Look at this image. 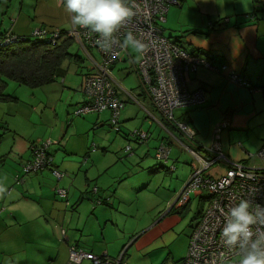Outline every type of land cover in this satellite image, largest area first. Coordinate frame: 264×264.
<instances>
[{"label":"crops","instance_id":"0c3cea01","mask_svg":"<svg viewBox=\"0 0 264 264\" xmlns=\"http://www.w3.org/2000/svg\"><path fill=\"white\" fill-rule=\"evenodd\" d=\"M0 1V4H4L3 0ZM14 1L9 0L2 8L0 33L9 31L25 35L28 33L27 26L20 22L24 20L27 23L30 17L21 10L25 5L20 2L15 4ZM38 3L42 4V8L35 11L34 18L39 19L45 29L56 28V23L47 20L52 18L47 0H35V4ZM56 4L64 8L63 0H56ZM254 4V0H180V5L167 11L166 17L171 16L173 28L162 27L168 30L166 35L163 34L184 50L212 52V64L218 68L224 66L218 71L200 66L195 72H185L188 90L202 89L205 100L199 105L177 109V120L186 122L195 132V141L206 147L211 144L214 126L226 120L228 125L220 134L221 149L229 160L242 162L246 166L253 157L248 155L249 152L258 151L264 143V11L258 10ZM15 5L19 6L18 10H14ZM11 8L12 12L8 15ZM64 10L67 12L66 8ZM251 13L254 14L252 18L245 16ZM6 19L10 22L8 26L3 25ZM127 60L130 65L126 67L123 64L119 69L124 76L133 73L138 89L134 94L123 88L116 79L120 85L118 96L124 103L119 117L121 124L131 129L138 123V120L130 121L139 116L137 109L125 107L130 100L143 111L149 124H159L164 120L140 82L134 68L136 62L128 56ZM231 71L247 80L255 89L249 90L229 80L227 74ZM37 109V106H33L32 111L36 112ZM52 110L58 116L56 109ZM44 115L42 112L39 117L44 120L51 138L55 136L56 123L54 121V127L48 126ZM92 116L96 123L102 122L100 114ZM30 118L27 117V122L17 121L15 127H10L6 119L0 118V140L7 141L5 146L0 147V152H3L0 154V264H68L71 247L109 258L123 253L125 264H176L184 257L193 225L181 230L182 233H176L175 239L165 221L177 218L179 211L189 205L192 194L199 202H207L208 196L204 191L190 193L185 204L178 206L175 199L188 179L180 189L174 183V193L167 197L172 205L165 213L143 219L138 212L135 219L129 218L134 215L128 211L126 190L136 191L145 186L147 176L159 172L156 170L159 164L151 160H113L112 163L100 165L92 160L90 168L82 176L74 174L72 164L76 160L55 154L56 150L66 154L77 152V148L70 144L71 136L75 133H68L70 131L63 129V125L57 137H53L57 142L53 146V166L65 175L57 180L51 169L46 168L24 175L23 181L17 183L15 176L22 174V165L31 157L30 147L37 145L41 138L35 130L26 126L35 128L36 124L30 123ZM166 124L171 131L162 126L160 128L168 133L169 144L173 146L174 135H179L174 127ZM122 134L126 136L127 132ZM88 162L83 160L82 163L87 165ZM118 162L119 168H114L118 171L108 173L109 167ZM164 164L162 166L167 167L168 163ZM78 165L77 171L82 170L80 163ZM223 168L225 172L226 166L223 165ZM57 188L67 190L66 200L57 195ZM98 200L101 202L98 203ZM61 230H64V235ZM179 239L180 244L176 242ZM135 254L139 255L138 259H135ZM79 264L92 262L83 259Z\"/></svg>","mask_w":264,"mask_h":264},{"label":"built area","instance_id":"2783aa9c","mask_svg":"<svg viewBox=\"0 0 264 264\" xmlns=\"http://www.w3.org/2000/svg\"><path fill=\"white\" fill-rule=\"evenodd\" d=\"M254 2L264 10V0H254ZM129 3L135 4L142 11L117 33L118 43L110 52L105 53L100 49L95 43L98 35L90 33L87 29L73 28L70 33H64L58 29L48 30L39 27L31 32V36L47 37L52 43H56L62 36H67L78 42L79 48L90 60L91 68L84 77L83 83L87 101L78 107L74 114L80 116L108 110L110 125L116 131L124 103L118 96L120 85L114 80L112 66L123 60L124 56L131 58L128 50L119 45V41L129 29L135 30L139 38L151 41L150 51L141 62L135 63V71L153 106L163 120L177 131L179 136L174 135V141L191 157L190 176L178 195L177 205H184L190 193L193 192L204 191L208 196L207 207L191 230L187 253L179 264H237L239 250L229 248L224 243L222 236L224 217L220 209L227 210L235 206L240 199H249L253 207L264 206V167L257 169L250 168L242 162L234 163L223 153L220 146V134L228 125L226 120L214 126L211 144L207 147H199L200 145L194 139V130L186 122L177 120L175 116L177 109L199 105L205 100L202 89L188 90L184 78L185 72H195L200 66L218 71L224 66L218 68L212 64V52H188L176 41L170 40L163 34L162 23L166 21L168 8L170 5H180V0H129ZM144 10H147L146 16L143 14ZM225 20L228 21V19ZM16 37L7 32L3 37V44L13 42ZM90 50L97 53L98 60L93 58ZM227 77L249 90L255 89L234 71L229 72ZM158 123L164 127L161 121ZM148 133L135 129L126 135L141 143L150 137ZM50 144L51 142L47 141L31 146V157L22 165V174L15 176V182H22L24 175L51 168L52 156L47 153ZM125 151L131 153V147L127 145ZM169 151L170 146L162 143L156 157L166 160ZM258 156L264 161V143L258 151ZM217 163L225 165L226 170L214 176L209 170ZM52 173L57 180L63 176L62 172L55 169ZM56 193L61 198H66L67 191L64 188H57ZM257 227L264 230V225ZM61 234L64 235V230H61ZM122 255L123 253L114 259L96 256L83 249L71 247L68 264H79L83 259L90 260L92 264H122Z\"/></svg>","mask_w":264,"mask_h":264},{"label":"rangeland","instance_id":"374dc122","mask_svg":"<svg viewBox=\"0 0 264 264\" xmlns=\"http://www.w3.org/2000/svg\"><path fill=\"white\" fill-rule=\"evenodd\" d=\"M8 1L9 0H3L4 4H0V13L2 8L7 5L6 2ZM14 2L15 4H19L20 2V4L25 5V7L21 8V10L24 14L28 15L30 19L27 23L24 20H21L20 24L27 26L28 33L25 35H28V37L31 38L32 31L39 27L43 28L42 23L38 21L39 19L36 20L34 18L35 11H40L42 4H35V0H15ZM46 4L48 6L47 8L50 7L51 9L52 17L51 20L47 19L48 22L52 23L53 21V24L56 23L54 25L56 28L53 29L62 30L64 33H70L73 28H78L71 24V20L69 19L70 12H66L64 10L65 6H63L64 8H59L56 4V0H47ZM171 7L173 8L175 5H170L169 8ZM12 8L10 11H8V15L11 14ZM18 8L19 6L15 5L14 10H18ZM53 16L55 17L53 18ZM166 19L167 21L162 23V27H165L166 29L173 28L171 26V16H168V18L166 17ZM10 21L13 22L14 19L11 18ZM9 23L10 22H8L6 19V23L3 25L8 26ZM163 32L166 35L168 30H163ZM127 50L133 61H135V54L131 50ZM68 52L73 56L65 60L61 75L56 79V81L52 83L43 85L41 87L31 88L9 80L4 89V93L16 99L9 102H0V118L6 119V121H8L10 124V127H15L17 121L27 122V117H31L29 122L36 124L35 128L32 125H30V127L29 125L26 126L32 129V131L35 130L36 134L39 135L38 137H41L38 144L47 141L52 143L50 147V152L52 155L54 149L53 146H55L54 144L57 143L53 137H57V132L62 125L63 129L70 131L68 133H75L73 136H71L70 144L77 148V152L66 154L64 151L56 150L55 154L62 156V158H67L68 160H76L72 164L73 173L81 174V176L84 174L85 170L90 168L92 160H96L100 165L112 163L113 160H134V162H136V160H139V162L142 160H151L153 163L156 162V164H159V166L156 167V170L159 172L150 174L151 177L147 176V180L144 178V180H146V185L142 188L139 187V189L141 188L140 190H126V204L128 206V211H130L129 213L134 215L132 217L129 216V218L132 219H135V216L139 214L138 212H140L143 219H150L155 214L156 216H159L161 212L165 213L172 205V203L168 202L169 200L167 197H170L169 195L174 193V183H176L180 189L183 182H185L190 176V154L183 150L181 146L175 142L173 146L170 145V151L167 159L159 160L156 157V153L162 143L169 145L168 133L164 129L160 128V125L156 124L155 122L149 124V121L147 120L148 118H144L143 111L131 100L125 103V107L126 109H137L139 116L132 118L130 121L138 120V123L134 124L131 129L121 124L124 129L121 128L120 132H117L115 128L110 125V112L108 111H102L100 113H87L80 116L75 115L74 110L81 106L82 101L87 99L83 91V83L84 77L89 73L88 71L89 67L91 66V62L83 50L79 48V44L75 40H71V43L68 47ZM90 54L95 60H98L97 53L94 50H90ZM123 59L125 60L118 61L112 66V75L116 83L118 80V83L120 82L123 88L135 94L138 89L135 76L133 73H127V75L124 76L122 75L123 72H121V68L119 69V67L123 66V64L126 67L130 65V61L127 60V57L124 56ZM7 105L9 106L6 109ZM33 106H37L38 109L36 112L32 111ZM52 109H56L58 116L55 115V112ZM123 110L124 109H122L121 112H123ZM42 112L45 114L43 119H47L46 122L48 123V126L53 125L54 127V121L56 123L54 128L55 136H51V138L48 136L49 132L46 131V126L43 124L44 120L39 117V114ZM94 114H100V119L102 122L96 123L92 116ZM107 114L109 116H106ZM91 116L92 119H90ZM88 120H90V123ZM125 122H128V120ZM135 129L149 132L150 137L146 141H142L140 143L138 140L128 135L123 136L122 134V132L128 133L129 131H133ZM6 143L7 141L0 140V147L5 146ZM127 145L131 147V153L125 151V147ZM8 149L9 147L6 149V151ZM258 151L255 150L249 152L248 155L253 157H251L248 167L257 169L264 167V161L258 156ZM1 153L3 152H0V154ZM4 157L6 156L4 155ZM83 160H89L88 164H83ZM163 162L168 163V169L166 166H162L164 164ZM232 162L235 163L238 161ZM78 163H80V166L82 167V170L80 171H77L79 166ZM119 166V162L113 164L109 167L108 173H114L118 171L114 170V168H119ZM173 166H176L175 171H171L169 168ZM162 167L163 169H161ZM99 168L100 166L96 170L95 168L93 170L97 172ZM217 170L218 173H215ZM223 170V165L217 163L212 168H210L209 171H212L213 175L215 176V174L224 172ZM69 172L71 173V171ZM19 173H21V170ZM192 195L189 205H187V207L183 210L179 211L180 214L177 215V218L172 217L165 221L166 227L168 230H170L169 232H172L175 235V239L176 233H182L180 232L181 230H187L188 227H192V225L194 227L200 220L203 210L207 207L208 201L199 202L198 199L194 198ZM63 200L65 199L63 198ZM203 205L204 208L202 209L201 207ZM150 234H152V231ZM180 241L181 239L177 240L176 242L180 244ZM174 245L176 246V243ZM186 253L187 250L185 255ZM138 257L139 255L135 254V259H138Z\"/></svg>","mask_w":264,"mask_h":264},{"label":"clouds","instance_id":"9594fccd","mask_svg":"<svg viewBox=\"0 0 264 264\" xmlns=\"http://www.w3.org/2000/svg\"><path fill=\"white\" fill-rule=\"evenodd\" d=\"M63 3L71 13V24L97 34L95 43L105 53L117 45V33L142 11L129 0H63ZM143 14L146 16L147 10ZM119 45L131 50L137 63L151 49V41L139 38L133 29L124 33ZM220 213L224 217V243L239 250L237 264H264V230L257 227L264 225V206L253 207L249 199H240L227 210L221 208Z\"/></svg>","mask_w":264,"mask_h":264},{"label":"trees","instance_id":"16d2710c","mask_svg":"<svg viewBox=\"0 0 264 264\" xmlns=\"http://www.w3.org/2000/svg\"><path fill=\"white\" fill-rule=\"evenodd\" d=\"M254 5L258 10L264 11L260 7V5ZM247 15V18H250L254 14H246L245 16ZM7 32L0 33V102H9L11 100L16 99L4 93V89L9 80L15 81L20 85H25L31 88L47 85L49 83L54 82L61 75L65 60L73 56L68 52V47L71 43V39H69L68 37L62 36L56 43H52L48 40L47 37L41 38L37 36H32L30 38L28 37V35H20L9 32L17 36L16 40L8 44H3V37L7 34ZM86 101L87 100L85 99L82 104L86 103ZM161 123L166 129H171H169V127L167 126L166 121H161ZM121 128V121L119 118V127L117 132H120ZM51 145L52 143L50 144L47 153L52 156L50 168L52 172L53 169H58L54 168L53 166V155L50 152ZM175 167L173 166V168H169L171 169V171H173ZM62 173L64 176V172ZM65 197L66 198L64 199L66 200L67 194L65 195ZM175 204H177V201ZM181 260L178 261L176 264H179ZM121 263L123 264V257L121 259Z\"/></svg>","mask_w":264,"mask_h":264},{"label":"water","instance_id":"95a60500","mask_svg":"<svg viewBox=\"0 0 264 264\" xmlns=\"http://www.w3.org/2000/svg\"><path fill=\"white\" fill-rule=\"evenodd\" d=\"M178 197L175 199V201H177Z\"/></svg>","mask_w":264,"mask_h":264}]
</instances>
